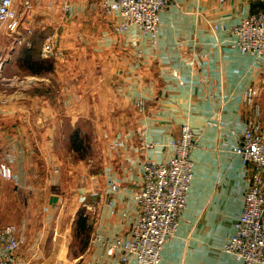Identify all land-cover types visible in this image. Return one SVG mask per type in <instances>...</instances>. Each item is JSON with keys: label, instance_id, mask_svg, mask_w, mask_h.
Segmentation results:
<instances>
[{"label": "crops", "instance_id": "1", "mask_svg": "<svg viewBox=\"0 0 264 264\" xmlns=\"http://www.w3.org/2000/svg\"><path fill=\"white\" fill-rule=\"evenodd\" d=\"M99 1L30 0L19 31L0 34V163L12 171L0 176V225L11 223L6 197L40 201L48 216L86 220L87 244L70 264H116L120 252L107 253L104 243L130 232L143 163L171 157L187 123L196 136L192 178L159 264H242L222 245L248 187L234 149L253 114L243 102L249 86L259 89L264 111V51L254 64L232 46L234 35L213 25H236L259 2L172 0L151 43L137 26L116 31L119 13L93 9ZM51 34L63 51L50 56L52 69L22 72L25 51L45 59L40 50ZM74 129L90 138L85 158L70 146ZM127 264L138 263L128 256Z\"/></svg>", "mask_w": 264, "mask_h": 264}, {"label": "built area", "instance_id": "2", "mask_svg": "<svg viewBox=\"0 0 264 264\" xmlns=\"http://www.w3.org/2000/svg\"><path fill=\"white\" fill-rule=\"evenodd\" d=\"M171 1L100 0L91 7L105 14L117 10L120 21L114 26L116 31L134 25L148 33L151 43H154L159 14L168 8ZM256 1L260 8L238 24L230 28L218 24L213 28L228 30L234 35L232 46L249 53L257 65L264 51V0ZM30 5V0H19V7L23 9L20 10L14 0H0V34L3 30L7 34H16L23 11ZM62 52L55 36L45 37L42 46L44 56H59ZM258 94L259 89L253 86L243 94V102L252 107L253 114L234 153L248 170V187L234 231L222 245L224 251L240 259L242 264H264V111L257 100ZM136 105L139 110L143 109L142 100H138ZM171 145L174 153L166 161L147 160L143 163L142 183L134 194L137 214L128 236L104 243L107 253L120 252L116 264H127L128 256H133L138 264H159L162 246L175 232L192 178L190 152L196 146V136L187 123L180 126L179 136L171 141ZM0 176L12 177V171L5 163H0ZM108 185L112 191L116 189L110 180ZM22 243L15 224L0 225V264H28L20 255Z\"/></svg>", "mask_w": 264, "mask_h": 264}, {"label": "rangeland", "instance_id": "3", "mask_svg": "<svg viewBox=\"0 0 264 264\" xmlns=\"http://www.w3.org/2000/svg\"><path fill=\"white\" fill-rule=\"evenodd\" d=\"M43 36L36 42V47L40 46ZM1 44L5 46L7 43ZM50 58L45 56L48 63ZM48 63L42 67L47 68ZM21 70L29 72L22 65ZM79 136L83 140H77V155L85 158L91 153L90 138ZM6 200L10 204L5 207L4 220L17 226L23 240L20 255L28 264H70L83 251L88 241V230L77 226L78 218L73 220L60 216L58 211L48 216L40 201L37 205L35 202L23 205L22 197H6Z\"/></svg>", "mask_w": 264, "mask_h": 264}, {"label": "trees", "instance_id": "4", "mask_svg": "<svg viewBox=\"0 0 264 264\" xmlns=\"http://www.w3.org/2000/svg\"><path fill=\"white\" fill-rule=\"evenodd\" d=\"M47 63H48V60L35 57L33 55V53H31L29 51L28 52L25 51V54H24L23 59H22V64L29 70V72L34 73V74H38L40 72L48 71V70L52 69V62L51 61H49L47 68L42 67V65L47 64ZM79 135H80L79 130L74 129L70 133V136H69L70 146L76 152L78 150L77 140L79 139L80 142H82V140H83V138H81V139L79 138L80 137ZM85 221H86L85 218L78 216L76 224H77V226H80V228H82L83 230L84 229L88 230V226H86Z\"/></svg>", "mask_w": 264, "mask_h": 264}]
</instances>
